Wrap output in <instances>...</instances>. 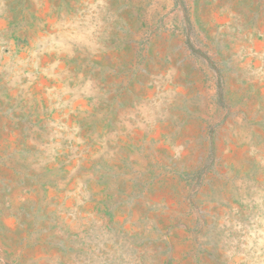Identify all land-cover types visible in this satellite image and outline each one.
<instances>
[{"label": "rangeland", "instance_id": "obj_1", "mask_svg": "<svg viewBox=\"0 0 264 264\" xmlns=\"http://www.w3.org/2000/svg\"><path fill=\"white\" fill-rule=\"evenodd\" d=\"M0 264H264V0H0Z\"/></svg>", "mask_w": 264, "mask_h": 264}]
</instances>
